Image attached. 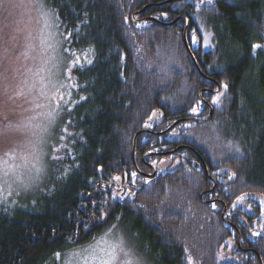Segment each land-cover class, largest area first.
<instances>
[{"label":"trees","instance_id":"16d2710c","mask_svg":"<svg viewBox=\"0 0 264 264\" xmlns=\"http://www.w3.org/2000/svg\"><path fill=\"white\" fill-rule=\"evenodd\" d=\"M162 1L46 0L92 62L74 70L53 144L63 136L64 147L42 189L0 199V264H50L116 225L152 264H260L257 255L264 264V0L155 5ZM148 4L137 18L174 23H132ZM185 18L187 41L199 40L194 58L213 81L185 50ZM204 101L211 119H187L208 113ZM176 120V132L138 134L134 164V135ZM181 145L207 173L189 149L146 155Z\"/></svg>","mask_w":264,"mask_h":264},{"label":"rangeland","instance_id":"374dc122","mask_svg":"<svg viewBox=\"0 0 264 264\" xmlns=\"http://www.w3.org/2000/svg\"><path fill=\"white\" fill-rule=\"evenodd\" d=\"M68 40L46 0H0L1 200H28L42 189L50 157L64 147L62 136L51 148L75 95L74 70L92 62L91 49H77ZM166 163L160 160V170ZM124 229L116 225L50 264H152Z\"/></svg>","mask_w":264,"mask_h":264},{"label":"water","instance_id":"95a60500","mask_svg":"<svg viewBox=\"0 0 264 264\" xmlns=\"http://www.w3.org/2000/svg\"><path fill=\"white\" fill-rule=\"evenodd\" d=\"M172 1H174V0H164V1H162V2H159V3H156L155 5H161V4H166V3H168V2H172ZM150 4H148V5H146V6H143L140 10H137V11H135V12H133L132 14H131V16H130V18H131V22L132 23H140V22H142V21H145V20H150V21H152V22H156V23H158V24H162V25H164V26H166V25H168V24H172V23H174V21H172V22H170V23H167V22H161V21H159V20H157L156 18H153V17H148V18H145V17H142V18H137V15H140L148 6H149ZM187 27H188V19L187 18H185V26H184V33H183V44H184V47H185V50H186V52L188 53V55L190 56V58H191V60H192V62H193V65H194V67H195V69L197 70V72L199 73V75L201 76V77H203V78H206V79H209V80H211V81H213V79H211L210 77H208V76H205V74L201 71V69L199 68V66H198V64H197V62H196V60H195V58H194V55H193V50L195 49V47H196V44L197 43H194L193 42V38L192 39H190V42H188L187 41V39H186V30H187ZM215 83H216V85H217V87L213 90V91H218L219 90V86H218V83L216 82V81H214ZM203 90V89H202ZM202 90L198 93V96L200 97V99H201V92H202ZM212 91V92H213ZM205 102V104L206 105H208V103L206 102V101H204ZM197 113H200V111H198ZM212 114H213V110H212V108H211V106H209L208 105V113L205 115V116H198V117H196V116H194V117H190V118H187V119H194V120H198V121H201V122H206V121H208V120H210L211 119V117H212ZM156 116V114H155V112H154V114H153V117H155ZM180 122V120H176V121H174L173 123H171L165 130H162V131H152V130H141V131H139V132H137L135 135H134V137H133V141H132V159H133V162H134V164H135V159H134V151H135V143H136V138H137V136H138V134L139 133H141L142 131H145V132H148V133H150V134H152V135H156V136H159V135H162V134H164V133H166L167 131H169V130H172L173 129V131L174 132H176L177 130L176 129H174V126L175 125H177L178 123ZM189 149L190 151H192L196 156H197V158H198V160L199 161H195V163H194V166L195 167H197L198 166V164H199V162L202 164V166H203V168H204V171L207 173V171H206V167H205V165H204V162H203V160H202V157L194 150V149H192V148H190V147H187V146H183V145H181V146H178V147H176L175 149H172V150H165V151H162V152H148V153H146V155L147 154H151V155H166V154H169V153H174V152H176L177 150H179V149ZM142 158H144V156L142 157ZM150 166V169H151V173L150 174H144L145 176H148V177H152V176H154V174H155V172H156V169L154 168V166L153 165H149ZM229 183V182H228ZM215 187V183L213 184V187L211 188V190L210 191H212V189ZM201 196H202V194H200V198H201ZM203 202H205V203H209L210 201H205V200H203ZM225 211H226V207L224 206L223 207V210H222V213H221V219L224 221V222H227V221H225L224 220V215H225ZM239 239H240V236L238 235V240H237V244H238V246H240L239 245ZM243 251H246V250H243ZM258 256V260H259V262H260V264H262L261 263V258L259 257V255H257Z\"/></svg>","mask_w":264,"mask_h":264},{"label":"snow or ice","instance_id":"6c2138e0","mask_svg":"<svg viewBox=\"0 0 264 264\" xmlns=\"http://www.w3.org/2000/svg\"><path fill=\"white\" fill-rule=\"evenodd\" d=\"M201 2H203V0H201ZM209 2H210V0H209ZM69 36L71 37V36H72V33H69ZM205 40H206V47H213V45L211 44V34H209V36L206 37ZM193 42H194V43H198L199 40L196 39V38H194V39H193ZM254 47H260V46H256V45H254ZM88 63H91V61H88ZM77 66H78V67H82L83 65H77ZM224 87L226 88L227 85H224ZM81 99H84V97H81ZM191 111H192L193 113H197V112L199 111V109H198V107L193 106V107L191 108ZM53 147H54V145H53ZM237 150H238V149H237ZM59 159H60L59 157H56V156L53 157V160H59ZM153 163H155V162H153ZM132 175L135 176L136 173H132ZM114 179L119 180L120 177L117 176V177H114ZM99 220H100L101 222H105V216L102 215V216L99 218ZM57 255H59V254H57Z\"/></svg>","mask_w":264,"mask_h":264},{"label":"flooded vegetation","instance_id":"af4514ba","mask_svg":"<svg viewBox=\"0 0 264 264\" xmlns=\"http://www.w3.org/2000/svg\"><path fill=\"white\" fill-rule=\"evenodd\" d=\"M205 103V102H204ZM201 116H205V115H201ZM166 150V149H165ZM165 150H162V151H165ZM167 151V150H166ZM154 152H159V151H154ZM161 152V151H160ZM148 165H150L151 163H147ZM199 165V164H198ZM147 174V173H146Z\"/></svg>","mask_w":264,"mask_h":264}]
</instances>
